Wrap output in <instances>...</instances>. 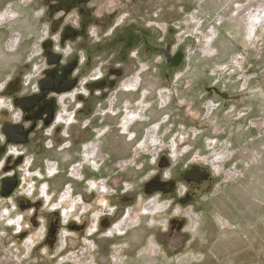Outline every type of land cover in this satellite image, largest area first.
I'll list each match as a JSON object with an SVG mask.
<instances>
[{"label": "rangeland", "instance_id": "obj_1", "mask_svg": "<svg viewBox=\"0 0 264 264\" xmlns=\"http://www.w3.org/2000/svg\"><path fill=\"white\" fill-rule=\"evenodd\" d=\"M123 2L114 23L139 16L153 50L128 57L133 67L90 113L67 94L38 144L0 155V182L19 178L0 194V264H264V0ZM44 13L42 0H0L1 90L37 62ZM165 42L178 68L154 50ZM106 59L89 75L115 67ZM9 100L0 94V125ZM193 165L210 179L185 182ZM162 174L178 192H147Z\"/></svg>", "mask_w": 264, "mask_h": 264}, {"label": "flooded vegetation", "instance_id": "obj_2", "mask_svg": "<svg viewBox=\"0 0 264 264\" xmlns=\"http://www.w3.org/2000/svg\"><path fill=\"white\" fill-rule=\"evenodd\" d=\"M123 1L42 0L47 31L41 41L42 52L34 64L35 68L33 63L27 64L24 71L20 70L0 89V94L8 96L11 104L10 119L0 125V155L10 145L29 148L30 144H38L43 131L60 120L62 99L67 94H72L73 100L82 102L78 115L90 113L94 101H105L107 91L121 81L124 71L133 67L132 64L126 65L127 60L134 63L128 57L134 59L142 52L149 53L153 50L151 30L136 23L141 19L139 16L135 22L114 23L120 10L111 7L118 2L123 4ZM137 3L138 0H132L131 6L126 7L134 9ZM107 6L111 10L108 11ZM118 8L121 9L122 6ZM167 47L170 52L169 60L164 55ZM154 50L164 57L168 69L178 68L181 64V53L172 52L170 43L165 42L164 47H155ZM107 57L108 64L115 67H104L106 74L103 75L100 71L96 77L89 75L92 65L97 62L105 66ZM83 78V87L78 89ZM168 79L169 75L164 73V80L167 82ZM128 120L130 119L127 118L121 124ZM6 127H9L7 136L11 139L21 138L22 141L8 140L4 131ZM126 129L123 128L121 134L132 141L135 133H129V129ZM28 153L23 150L20 158ZM168 157L161 152L157 160L161 164L160 169L169 167L168 162L171 160ZM7 177H16V189L19 185L18 176L13 173ZM182 178L185 182L194 184V187L208 181L210 175L204 168L193 165L184 171ZM154 182L148 186L147 192L156 191L163 195L178 192L177 180L170 174H162V179ZM189 198L188 189L183 187L177 200L185 203ZM20 202L25 205V202ZM51 228L54 229V226Z\"/></svg>", "mask_w": 264, "mask_h": 264}, {"label": "water", "instance_id": "obj_3", "mask_svg": "<svg viewBox=\"0 0 264 264\" xmlns=\"http://www.w3.org/2000/svg\"><path fill=\"white\" fill-rule=\"evenodd\" d=\"M164 55H165L166 59L169 60L170 52L168 51V47H167V50L164 51ZM8 130H9V127H6L4 129L6 136H7V131ZM7 138H8V140H12V141H15V142L22 141L21 138H19V139H11L9 136H7ZM16 185H17L16 177H5V178H3L2 181H1V186H0V194H1V196L9 197L13 193ZM50 233L53 234L54 233V229L51 228L50 229Z\"/></svg>", "mask_w": 264, "mask_h": 264}, {"label": "bare ground", "instance_id": "obj_4", "mask_svg": "<svg viewBox=\"0 0 264 264\" xmlns=\"http://www.w3.org/2000/svg\"><path fill=\"white\" fill-rule=\"evenodd\" d=\"M132 118H135V117H129L128 119H132Z\"/></svg>", "mask_w": 264, "mask_h": 264}]
</instances>
